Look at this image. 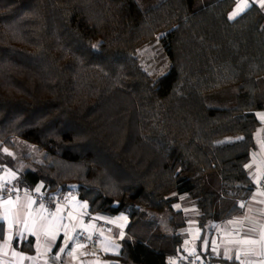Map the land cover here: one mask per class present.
Segmentation results:
<instances>
[{
    "label": "trees",
    "instance_id": "obj_1",
    "mask_svg": "<svg viewBox=\"0 0 264 264\" xmlns=\"http://www.w3.org/2000/svg\"><path fill=\"white\" fill-rule=\"evenodd\" d=\"M234 6L0 0V145L18 139L43 154L18 186L42 184L53 197L75 189L90 213L127 215L114 264L181 252L179 197L203 230L241 214L254 190L246 166L264 111V14L251 6L229 19ZM164 32L170 67L153 80L135 52ZM214 93L231 95L209 107Z\"/></svg>",
    "mask_w": 264,
    "mask_h": 264
},
{
    "label": "crops",
    "instance_id": "obj_2",
    "mask_svg": "<svg viewBox=\"0 0 264 264\" xmlns=\"http://www.w3.org/2000/svg\"><path fill=\"white\" fill-rule=\"evenodd\" d=\"M240 3H243V0H235L232 12ZM248 4L249 7H258L264 14V8L260 6L259 0H248ZM262 27L264 30V21ZM262 116L264 111L258 113L260 126L254 133L255 148L246 166L248 176L254 184V190L247 200L241 202L242 213L226 221L210 223L203 230L198 227V224L187 223L181 230L184 239L179 254L208 257L220 264H264V239H262L264 194L259 189L264 177V119L261 118ZM8 153V151L2 152L3 155ZM26 170H23L17 162L11 168L0 159V187L4 183L19 185L20 174ZM37 188L42 193V184H38L34 189L37 191ZM57 198L61 200L59 205L61 211L49 213L44 209L41 210L31 197L20 195L10 199L0 191V264L115 263L113 257L119 255L121 241L126 236L127 215L92 214L89 212L88 204L77 197L75 189L72 194L65 193ZM183 202L184 198L179 197L174 207L181 210L187 218L195 216L194 207ZM84 204H87L86 208L82 207ZM34 219L37 221L35 228L32 223ZM100 221L109 226H100ZM49 222L52 223L51 232L55 234V240L51 235H45ZM41 224L45 227H40ZM64 225L69 227L65 228ZM73 226H75L74 230ZM66 232L73 239L69 240ZM82 232H85L88 237L96 235L98 243L96 245L82 244L78 240ZM244 240L255 242H240ZM30 241L32 244L27 247L33 250L32 253L19 249L21 244L26 245ZM61 249L64 251L62 252Z\"/></svg>",
    "mask_w": 264,
    "mask_h": 264
},
{
    "label": "rangeland",
    "instance_id": "obj_3",
    "mask_svg": "<svg viewBox=\"0 0 264 264\" xmlns=\"http://www.w3.org/2000/svg\"><path fill=\"white\" fill-rule=\"evenodd\" d=\"M140 9L146 10L161 0H135ZM166 34V32L161 33L156 36V39L150 43L143 45L135 52V56L140 60L142 68L147 72V74L153 79L157 80L158 78L165 75L170 67V62L167 58L166 51L162 45V37ZM231 95L230 93H214L207 95L205 97L206 104L209 107H220L228 96ZM1 152L8 151V154H4L6 156L11 157L15 162L19 164L23 170L26 169H33V163H39L42 160L43 154L37 149V147L23 142L18 139L13 140V147H1ZM70 190V189H68ZM73 191V189H71ZM182 198H186L182 196ZM184 203V202H183ZM179 206V205H178ZM194 210H196L194 208ZM197 214L198 211L196 210V215L193 217H189L187 223L189 224H197ZM160 223L163 226V229L168 230L166 223L168 219V214L165 213L160 216ZM191 226V225H190ZM168 232V231H167Z\"/></svg>",
    "mask_w": 264,
    "mask_h": 264
},
{
    "label": "built area",
    "instance_id": "obj_4",
    "mask_svg": "<svg viewBox=\"0 0 264 264\" xmlns=\"http://www.w3.org/2000/svg\"><path fill=\"white\" fill-rule=\"evenodd\" d=\"M260 191L264 194V177L262 178L260 185H259ZM0 191L4 196L14 199L17 196L25 195L28 197H31L35 203L40 207L41 205L44 206V210L49 213H54L58 206L61 204V200L57 197L53 196H46L45 194L36 191L35 189H31L30 187L24 186H18V185H12L9 183H4L0 187ZM67 194H72L73 191L67 190ZM100 226H109L107 223L100 221ZM78 240L84 244V245H96L98 243V238L96 235H92L91 237H88L85 232H82ZM165 264H220L216 261H214L212 258L208 257H202L199 255H189V254H176L170 256Z\"/></svg>",
    "mask_w": 264,
    "mask_h": 264
},
{
    "label": "snow or ice",
    "instance_id": "obj_5",
    "mask_svg": "<svg viewBox=\"0 0 264 264\" xmlns=\"http://www.w3.org/2000/svg\"><path fill=\"white\" fill-rule=\"evenodd\" d=\"M259 4L262 8H264V0H259ZM249 7V4H248V0H243V3H240V4H237L236 6V9L229 15V19H233L234 17H236L239 13L243 12L245 8ZM262 119H264V116L261 117ZM37 191H39V188H37ZM6 203H11V201H6ZM41 210L44 209V206L41 205ZM82 207L86 208L87 207V204H84L82 205ZM177 207H179L177 205ZM57 211H61V209L57 208ZM52 215H55V214H52ZM41 219H43V217H41ZM62 219V217L60 218ZM33 228L36 227L37 225V221L34 219L33 220ZM25 226L27 227V220L25 221ZM40 227H45V225L41 224ZM51 227H52V223L49 222L48 226H47V230L45 231V235H51L52 239L55 240L56 239V236L55 234H53L51 232ZM65 228H68L69 226L68 225H64ZM75 229V226H73V230ZM66 236L67 238L70 240V239H73V237L69 236L66 232ZM262 239H264V233H262ZM241 243H254L255 241H248V240H244V241H240ZM61 251L63 252L64 249H61Z\"/></svg>",
    "mask_w": 264,
    "mask_h": 264
}]
</instances>
